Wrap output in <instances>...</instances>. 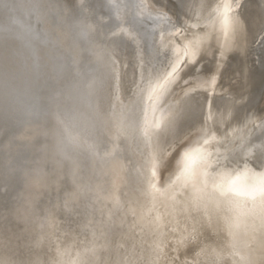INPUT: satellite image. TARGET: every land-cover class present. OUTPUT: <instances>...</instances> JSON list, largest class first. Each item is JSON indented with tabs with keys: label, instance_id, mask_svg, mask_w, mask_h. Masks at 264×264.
Here are the masks:
<instances>
[{
	"label": "bare ground",
	"instance_id": "1",
	"mask_svg": "<svg viewBox=\"0 0 264 264\" xmlns=\"http://www.w3.org/2000/svg\"><path fill=\"white\" fill-rule=\"evenodd\" d=\"M76 1L0 0L31 17L0 8V264H264V196L229 190L264 188V0ZM182 14L236 81L196 107Z\"/></svg>",
	"mask_w": 264,
	"mask_h": 264
},
{
	"label": "rangeland",
	"instance_id": "2",
	"mask_svg": "<svg viewBox=\"0 0 264 264\" xmlns=\"http://www.w3.org/2000/svg\"><path fill=\"white\" fill-rule=\"evenodd\" d=\"M69 1V2H68ZM66 3L68 2V5H70V3L72 5H70L73 9H75V12L77 14L80 13L79 9L77 8L78 6H76V0H56V3ZM100 2V3H99ZM86 4L88 5L89 8H92L94 10H96L99 16H104L107 17V19H111V15L109 12L110 7L106 6L105 4H103L102 0H87ZM0 4V8H2L3 10V14H5L6 16V20L9 22V24L11 25H15L14 20L15 19H21L23 18V14L20 13L19 11L15 10L10 11V7H8V5H3ZM4 7V8H3ZM7 8V9H5ZM8 12H7V11ZM10 12V13H9ZM103 12V13H102ZM12 13L15 14L12 16ZM18 13V14H17ZM11 17H9V16ZM17 15V16H16ZM19 15V16H18ZM23 15V16H22ZM22 16V17H21ZM28 14L26 16H24L26 22L31 23V17L28 18ZM182 14L181 15V26H180V31L178 33V37L177 38V42L179 45L181 46H185L184 48V53L183 54V58H181L180 64L178 65V67L176 68L172 78H171V82L169 80V91L171 94H178L181 98H185L188 102L194 104V106H201L204 103H209L212 102L213 100L217 99V97L221 96V89L222 90H226L227 88H231L233 87L234 83L236 81L234 80H230V77H226L225 76V72L226 70V66L228 65V62L230 63L231 60L228 59L225 60L224 56H222L220 54V52L218 51L217 48L212 49V51L207 54L205 56V54L201 53L199 51L198 45L196 44L197 39L199 37V31L198 28L196 26H194V23L196 21V17L193 16H187ZM9 17L11 20H9ZM17 17V18H16ZM184 20V21H183ZM22 21V19H21ZM12 22V23H11ZM14 22V23H13ZM145 23V22H141L140 23V31H144L143 33H148L150 32V29H148L149 25ZM191 24H193L191 26ZM142 26V28H141ZM143 29V30H142ZM196 30V31H195ZM195 31V32H194ZM192 34V35H191ZM197 34V35H196ZM185 35V38H184ZM194 35L197 37H194ZM188 37V38H186ZM179 38V39H178ZM190 38L192 40H190ZM144 39V40H143ZM143 49L147 50L148 49V42H147V36H144L143 38ZM182 40V41H181ZM190 41V42H189ZM192 41V42H191ZM145 42V43H144ZM183 42V43H182ZM183 44V45H182ZM146 45V46H145ZM193 45V46H192ZM197 47H196V46ZM193 48V49H192ZM198 48V49H197ZM257 58L259 60V65L258 67L261 69L264 66V37H262L261 41L259 42V46L257 47ZM188 52H187V51ZM198 50V52H196ZM127 52H129L128 54L133 56V49L132 48H127L126 50ZM187 53H186V52ZM190 51V52H189ZM218 51V52H217ZM217 54H216V53ZM215 53V55H214ZM192 54V55H191ZM199 54V55H198ZM203 54V55H202ZM211 54V55H210ZM190 55V56H189ZM188 56V58H187ZM196 56V57H195ZM204 56V57H203ZM193 57V58H192ZM207 57V60H206ZM185 58V59H184ZM187 58V59H186ZM198 58V59H197ZM210 58V59H209ZM184 59V60H183ZM203 59V61H202ZM188 60V61H186ZM207 61V62H206ZM224 63H223V62ZM183 62V63H182ZM202 62V63H201ZM182 63V64H181ZM193 63V64H192ZM186 64V66H185ZM192 64V65H191ZM195 64V65H194ZM219 64V65H218ZM227 64V65H226ZM73 63L65 58V60L63 59V67H64V73L62 72V74L64 77H61L62 79H64L66 77V75L68 73H71V71L73 69L72 68ZM184 65V66H183ZM190 66V67H189ZM192 66V67H191ZM68 67V68H67ZM71 67V68H70ZM202 70H201V68ZM218 67V70H217ZM217 70V71H216ZM224 72V73H223ZM177 73V75L175 74ZM197 73V74H196ZM216 74V76H215ZM197 75V76H196ZM214 75V76H213ZM69 76V75H68ZM202 76V77H201ZM178 77V78H177ZM200 77V78H199ZM207 79V81L204 79ZM214 77V78H213ZM176 78V79H175ZM203 78V79H202ZM66 79V78H65ZM64 79V81H65ZM69 79V78H67ZM211 81H210V80ZM229 79V80H227ZM198 80V81H197ZM205 80V81H204ZM213 80L216 81L215 84L213 83ZM174 81V82H173ZM234 81V82H233ZM208 82V83H207ZM223 82V83H222ZM233 82V85H232ZM66 82H64L65 84ZM171 83V85H170ZM203 83L205 86H200L199 84ZM63 84V85H64ZM224 84L226 86H224ZM228 84V85H227ZM194 85H196L194 87ZM223 85V86H222ZM221 86V88H219ZM229 86V87H227ZM61 87V82H56L54 83L50 89L52 90H59ZM57 88V89H56ZM217 88V89H216ZM224 88V89H223ZM215 89V90H214ZM186 91V92H185ZM203 91V92H202ZM216 91V92H215ZM185 92V94H184ZM214 92V93H213ZM223 92V91H222ZM210 94V95H209ZM213 94V95H212ZM218 94V95H217ZM185 95V96H184ZM190 95V96H189ZM192 95V96H191ZM216 95V96H215ZM198 96V97H197ZM210 96V97H209ZM212 96V97H211ZM214 97V98H213ZM188 98V99H187ZM196 99V101H195ZM204 99V100H203ZM207 99V100H206ZM198 100V102H197ZM193 101V102H192ZM195 101V102H194ZM201 101V102H200ZM205 101V102H204ZM260 163H262L264 161V151L262 152V156L259 159ZM259 165V164H257Z\"/></svg>",
	"mask_w": 264,
	"mask_h": 264
},
{
	"label": "snow or ice",
	"instance_id": "3",
	"mask_svg": "<svg viewBox=\"0 0 264 264\" xmlns=\"http://www.w3.org/2000/svg\"><path fill=\"white\" fill-rule=\"evenodd\" d=\"M173 71H175V69H173ZM169 75H171V73H169ZM213 83H215V81L213 80ZM71 142L76 143L77 139L75 137L70 138ZM89 150L94 152V148L92 145H89ZM206 183V182H205ZM221 183H223V181L221 180ZM154 187V186H153ZM216 188L219 189L220 185L217 184L215 185ZM230 191H235V194L237 196H244V195H252L255 196L257 194L264 196V188L259 189L258 191L256 189H253L251 192H244V191H237L235 189H229ZM200 189H197V193H199ZM222 195H226L227 193L225 192H221ZM197 199H199V195H197Z\"/></svg>",
	"mask_w": 264,
	"mask_h": 264
}]
</instances>
